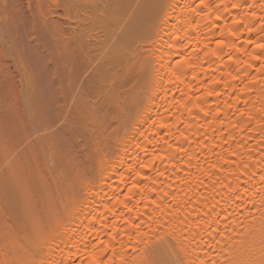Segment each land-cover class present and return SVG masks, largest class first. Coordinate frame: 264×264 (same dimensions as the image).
Listing matches in <instances>:
<instances>
[{
  "label": "bare ground",
  "instance_id": "1",
  "mask_svg": "<svg viewBox=\"0 0 264 264\" xmlns=\"http://www.w3.org/2000/svg\"><path fill=\"white\" fill-rule=\"evenodd\" d=\"M20 6L0 264H264V0Z\"/></svg>",
  "mask_w": 264,
  "mask_h": 264
},
{
  "label": "rangeland",
  "instance_id": "2",
  "mask_svg": "<svg viewBox=\"0 0 264 264\" xmlns=\"http://www.w3.org/2000/svg\"><path fill=\"white\" fill-rule=\"evenodd\" d=\"M20 1V8L19 9H17V12H18V15L19 16H23L25 19H26V21L27 22H29V14H28V12H27V9H26V0H19ZM19 4V3H18ZM0 18H1V16H0ZM0 35H1V30H0ZM1 38H2V36H1ZM0 38V39H1ZM2 40V39H1ZM6 52H7V50H6ZM4 76V77H3ZM15 76V78H14V80H15V82H16V79L17 78H19L18 77V74H0V87H1V92L2 93H4L5 92V90H6V92L4 93V98L5 99H9V98H11V94L7 91L8 89H6L7 87H8V85H9V81L12 79V77H14ZM7 77H8V79H7ZM6 78V79H5ZM5 80V81H4ZM8 82V83H7ZM4 88V89H3ZM6 93H7V95H6ZM10 94V95H9ZM2 104V103H1ZM1 106V105H0ZM4 106H3V104H2V106L0 107V113H3V114H1L0 116H2V118H0V127H2L1 129H0V132H1V130H3V127H4V120H3V117H4V114H6L7 115V109H6V107H4V109H2ZM1 119H2V121L3 122H1ZM57 129V128H56ZM23 145V144H22Z\"/></svg>",
  "mask_w": 264,
  "mask_h": 264
},
{
  "label": "snow or ice",
  "instance_id": "3",
  "mask_svg": "<svg viewBox=\"0 0 264 264\" xmlns=\"http://www.w3.org/2000/svg\"><path fill=\"white\" fill-rule=\"evenodd\" d=\"M201 2L203 3V0H201ZM234 7H235V5H234ZM223 43V41L222 40H218L217 41V44L219 45V44H222ZM260 47H264V45H260ZM209 94H211V93H209ZM93 264H100V262L98 261V260H94L93 261Z\"/></svg>",
  "mask_w": 264,
  "mask_h": 264
}]
</instances>
